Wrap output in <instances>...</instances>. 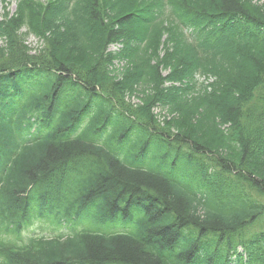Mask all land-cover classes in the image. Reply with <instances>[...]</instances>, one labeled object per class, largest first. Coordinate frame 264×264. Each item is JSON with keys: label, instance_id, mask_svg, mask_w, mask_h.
Returning a JSON list of instances; mask_svg holds the SVG:
<instances>
[{"label": "trees", "instance_id": "1", "mask_svg": "<svg viewBox=\"0 0 264 264\" xmlns=\"http://www.w3.org/2000/svg\"><path fill=\"white\" fill-rule=\"evenodd\" d=\"M263 223L264 0L6 7L0 264H264Z\"/></svg>", "mask_w": 264, "mask_h": 264}, {"label": "rangeland", "instance_id": "2", "mask_svg": "<svg viewBox=\"0 0 264 264\" xmlns=\"http://www.w3.org/2000/svg\"><path fill=\"white\" fill-rule=\"evenodd\" d=\"M19 1L20 0H5V2L0 1V21L3 20V15L6 11V7H7L8 12L10 13V15L15 14V12L17 11V8H18ZM39 1L44 4V3H47L48 0H39ZM24 31H28L27 27H25ZM27 39H28L27 40L28 46L33 49L32 50L33 53L39 51L36 49H40L44 46V43L42 41H40L38 39V37H36L35 35H30L27 37ZM117 48H118L117 46H112L110 51H115V50H117ZM122 66H123V63H117V67L121 68ZM203 80H204V78L201 79V81H203ZM34 88H35L36 92H40L42 90L38 84H36ZM71 88L72 87H69V89H71ZM67 102L68 101L65 98L61 101L60 110L65 109ZM100 102H101L100 99L96 100V103L99 104L98 106H100V104H101ZM132 102L137 103L138 101L134 99V100H132ZM96 109H97V107L93 104L91 111L95 112ZM156 112L158 114H161V118L164 115L168 114L161 109H156ZM89 114L90 113L86 114L84 116V118H87L89 116ZM132 135L133 136H132L131 141L126 142L124 145V152H126L130 148L140 147L142 145V143H141L142 141H141L140 137L137 134H132ZM161 157L162 156L160 154V151H156V152L152 153V155H151V159L153 161H161V159H162ZM142 217H143L142 212L134 211L133 217L129 220H126V221L118 219V220H115V221H113L107 225H101V224L94 223L90 220H87L82 225L86 226V227L89 226L90 228L99 229V230L103 231L104 233H134V232H136L138 222ZM41 225H43L41 222H35V224L30 228V230L23 234V238L28 239L30 236H33L34 234L39 235V236L44 235L45 232H42L40 229ZM82 225H80V227H83ZM255 228L256 229H264V223L257 225ZM65 231L70 232V229H65Z\"/></svg>", "mask_w": 264, "mask_h": 264}, {"label": "bare ground", "instance_id": "3", "mask_svg": "<svg viewBox=\"0 0 264 264\" xmlns=\"http://www.w3.org/2000/svg\"><path fill=\"white\" fill-rule=\"evenodd\" d=\"M28 44V43H27ZM112 47V46H111ZM111 47H110V49H111Z\"/></svg>", "mask_w": 264, "mask_h": 264}]
</instances>
